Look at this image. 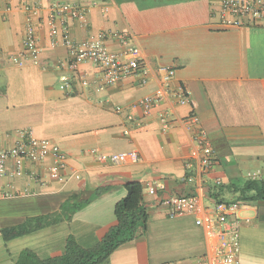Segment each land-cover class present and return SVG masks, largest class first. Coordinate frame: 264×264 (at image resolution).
<instances>
[{
	"label": "crops",
	"instance_id": "crops-1",
	"mask_svg": "<svg viewBox=\"0 0 264 264\" xmlns=\"http://www.w3.org/2000/svg\"><path fill=\"white\" fill-rule=\"evenodd\" d=\"M35 1L0 0V147L9 149L20 131H32L60 147L67 167L61 181L50 177L52 158L27 161L25 167L44 185L27 178L0 179V193L9 183L20 192L0 198V264H17L25 251L42 261L60 257L70 236L85 249L96 247L117 225L116 205L134 182L144 187L147 232L120 246L104 264H201L210 252L204 228L192 215L170 218L162 200L174 195H197L205 206L239 202L240 264H264V201L242 199L239 192L248 172L264 174V28L224 29L217 16L222 0H43L41 17L33 22L40 62L18 66L10 57L24 53V7ZM55 1L96 2L85 23L70 19L69 36L78 44L103 36L116 54L137 46L149 83L140 85L131 77L107 86L92 63L76 71L61 65L71 57L60 23L52 46L47 21ZM162 65L176 69L173 86L187 87L192 103L180 106L168 97L147 116L141 100L163 90ZM67 76L72 79L69 92L62 89ZM193 111L215 150L209 171L201 168L186 124ZM164 115L171 121L167 130ZM94 150L135 151L141 161L114 165L100 161ZM8 166L12 171L13 161ZM156 183L165 189L148 194ZM86 200L87 206L65 218L66 205ZM57 214L64 218L24 236L6 240L2 233L28 218Z\"/></svg>",
	"mask_w": 264,
	"mask_h": 264
},
{
	"label": "built area",
	"instance_id": "built-area-1",
	"mask_svg": "<svg viewBox=\"0 0 264 264\" xmlns=\"http://www.w3.org/2000/svg\"><path fill=\"white\" fill-rule=\"evenodd\" d=\"M97 6L92 3L89 6L73 5L62 2L50 4L51 16L48 19L52 46L57 44L60 23L65 28L64 41L69 49L70 61L63 62L71 71H76L81 64L92 63L102 72L103 83L107 86H115L128 78H138L140 85L149 83L148 70L145 67L142 52L137 46H128L121 54L109 50L103 36L92 38L84 44H78L71 39L68 33L70 19L85 23L91 7ZM43 0H36L33 6L26 5V35L24 39V53L21 57H10L11 63L24 66L27 61L33 64L40 62L41 49L38 45L36 32L33 26L35 19L41 17ZM221 27L224 29L242 28L246 26H260L264 28V0H222L217 11ZM123 41L127 43L124 36ZM158 74L161 77L163 90L153 95L142 98L141 105L145 115L159 107L168 97L177 105L187 106L192 103V95L183 85L173 86L177 76L175 68L160 66ZM64 91H71L72 79L67 76L62 83ZM164 128H171V121L167 115L161 117ZM188 129L193 132V141L197 153L201 156L200 165L203 171H209L215 161V150L211 144L207 131L202 127L198 114L193 111L186 120ZM102 162L114 165L137 164L141 157L135 151L121 153H99L92 151ZM52 158L54 166L50 171V177L61 181L65 179L62 174L67 167V157L60 147L47 139L37 138L32 131H20L16 144L9 149L0 147V179L11 177L14 179L27 178L44 185V181L36 172L25 167L27 161L44 162ZM13 161V170L9 171V162ZM78 177V176H77ZM250 181L264 182V174L261 170L247 173ZM222 182H218L221 185ZM163 183H156L148 187V194L156 195L164 190ZM20 192L15 184L9 183L1 191L0 198L19 196ZM162 203L168 207L170 218L192 215L198 217L204 228L206 238L210 244V252L201 264H240L241 253V220L237 218L240 209L239 202H217L212 206H205L197 195H174L167 196Z\"/></svg>",
	"mask_w": 264,
	"mask_h": 264
},
{
	"label": "trees",
	"instance_id": "trees-1",
	"mask_svg": "<svg viewBox=\"0 0 264 264\" xmlns=\"http://www.w3.org/2000/svg\"><path fill=\"white\" fill-rule=\"evenodd\" d=\"M126 190L125 198L115 208L117 225L110 229L99 245L85 249L70 236L62 256L42 261L34 253L25 251L17 264H104L120 246L135 240L148 229L149 215L144 202L143 185L138 182L129 183ZM239 192L242 199L264 201V182L248 180ZM247 194H251V197H247ZM89 203L90 200H86L66 205L63 208L67 214L65 218L71 219L72 215ZM63 218V214L32 217L28 218L24 224L5 229L2 233L6 240H11L57 223Z\"/></svg>",
	"mask_w": 264,
	"mask_h": 264
}]
</instances>
